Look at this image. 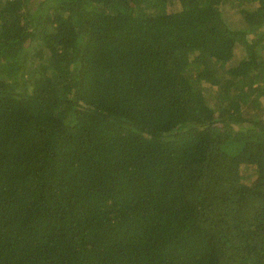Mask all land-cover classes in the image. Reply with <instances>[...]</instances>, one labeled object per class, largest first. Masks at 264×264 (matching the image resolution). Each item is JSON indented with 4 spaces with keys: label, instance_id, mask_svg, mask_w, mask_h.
Wrapping results in <instances>:
<instances>
[{
    "label": "trees",
    "instance_id": "16d2710c",
    "mask_svg": "<svg viewBox=\"0 0 264 264\" xmlns=\"http://www.w3.org/2000/svg\"><path fill=\"white\" fill-rule=\"evenodd\" d=\"M0 264H264V0H0Z\"/></svg>",
    "mask_w": 264,
    "mask_h": 264
},
{
    "label": "rangeland",
    "instance_id": "374dc122",
    "mask_svg": "<svg viewBox=\"0 0 264 264\" xmlns=\"http://www.w3.org/2000/svg\"><path fill=\"white\" fill-rule=\"evenodd\" d=\"M229 14V16H231L232 15V13H228ZM240 50L239 49H235V51H234V55H233V57L231 58V60L228 62V64H227V67H229V66H231V65H234V64H236L237 62H238V57H239V55H240ZM212 101H210L209 103L210 104H212L213 105V103H211Z\"/></svg>",
    "mask_w": 264,
    "mask_h": 264
}]
</instances>
